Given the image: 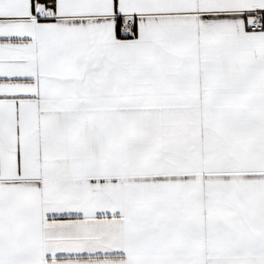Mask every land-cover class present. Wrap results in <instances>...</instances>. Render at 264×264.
Returning a JSON list of instances; mask_svg holds the SVG:
<instances>
[{
	"label": "snow or ice",
	"instance_id": "1",
	"mask_svg": "<svg viewBox=\"0 0 264 264\" xmlns=\"http://www.w3.org/2000/svg\"><path fill=\"white\" fill-rule=\"evenodd\" d=\"M0 264H264V0H0Z\"/></svg>",
	"mask_w": 264,
	"mask_h": 264
}]
</instances>
